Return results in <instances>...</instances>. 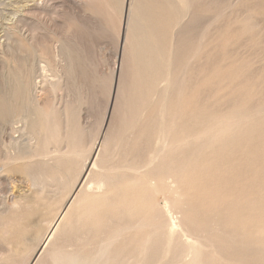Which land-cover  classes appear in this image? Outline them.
<instances>
[{
    "label": "rangeland",
    "instance_id": "obj_1",
    "mask_svg": "<svg viewBox=\"0 0 264 264\" xmlns=\"http://www.w3.org/2000/svg\"><path fill=\"white\" fill-rule=\"evenodd\" d=\"M226 2L201 0V27L193 18L180 36L177 26L169 29L159 72L144 76L125 63V85L114 94L111 75L121 76L125 60L118 49L123 11L115 12L106 0H0L1 58L7 56L10 67L11 56H21L18 46L35 56L40 49L48 55L51 43L60 44L66 50L61 93L68 94L60 108L72 110V141L95 139L91 159L108 165L102 170L106 189L98 194L79 193L84 177L67 192L59 189L55 169L42 190L30 184L33 169L0 175L1 197L12 191L30 201L22 199L20 209L1 219L0 253L9 259L4 264H55L39 254L40 247L25 253L19 248L40 221L57 212L55 231L64 239L84 234L82 243L91 245L79 255L94 259L92 264H108L110 258L115 259L109 264L135 258L140 264H264V0H228L234 5L230 11H213ZM22 6L30 14L17 22ZM80 11L91 21L81 22ZM31 30L34 44L26 41ZM80 40L87 48L77 44ZM178 40L189 47L183 64L173 63L174 53L172 62L167 60ZM100 47L108 78L104 89L97 79ZM69 48L75 59L69 58ZM176 64V85L170 89L166 68ZM5 74L0 71V85L1 80L6 85ZM71 96L74 102L67 105ZM60 128L63 147L67 138ZM101 138L106 154L99 148ZM150 155L167 158L172 167L183 165L182 179L166 186L159 181L162 170L125 167L141 165ZM90 163V171L98 169ZM144 193L158 205L153 213L135 206L133 197ZM165 224L176 229L169 233ZM186 239L197 243L191 246ZM109 241L110 253L92 250Z\"/></svg>",
    "mask_w": 264,
    "mask_h": 264
},
{
    "label": "bare ground",
    "instance_id": "obj_2",
    "mask_svg": "<svg viewBox=\"0 0 264 264\" xmlns=\"http://www.w3.org/2000/svg\"><path fill=\"white\" fill-rule=\"evenodd\" d=\"M106 2L115 12L121 11L122 13L123 11L122 20H124L123 40L122 43L118 44V49L121 55L123 54L125 57V60L123 67H121V76L118 74L115 79V75L113 73L111 75L114 81V94H118L123 85H125L126 69L124 67H126V64L131 70L138 68L140 70L139 73H142L144 76H148L149 74V76H153L157 70L159 72L161 64L164 62L162 58L166 49L165 41L169 29L177 26L176 32L180 36L183 30L189 28L188 25L193 21V18L196 21V25L201 27L200 16H198L201 13V0H124V3H127V6L124 8L122 7L123 0H106ZM70 3H72V6L80 9V6L78 4L75 5V2L70 1ZM231 5V2L227 0L225 4H216L212 9L217 14H222L228 12L230 7L234 6ZM82 12H79L81 14L79 15L80 21L83 23L91 21ZM84 12L86 13L85 10ZM29 14V8L22 6L17 22L22 21L23 17ZM209 25H211V22L206 24V26ZM35 35L34 30H31L28 33L26 41L29 44H34ZM80 41L77 44L82 45L81 48L83 46L87 48L84 44L86 42ZM59 45L55 42L51 43L48 55L45 53V50L40 49L38 51L39 54L35 56H30V53L23 46H18L17 51L21 56H11L13 62L10 67L9 58L7 56L1 58L0 56V71L6 73L5 77L9 76L6 82L7 86L2 80V85H0V175L15 171L28 174V168L33 169L34 175H30V184L42 190L46 182L49 181L48 178L52 179L51 170L55 169L60 179L59 189L67 192L68 187H75L80 182V179L84 177L81 181L82 184H80L79 190L81 191L79 193L98 194L106 189L102 170L108 167V165L101 164L97 159H91V150L94 147L95 139L82 140L78 143L74 142V139L72 141L76 125V122L73 121V114L70 112L72 110L67 109L66 105L64 109L60 108L61 101L68 100V94L63 98V93H61L63 89H61V86L64 82L63 77L66 70V67L61 66V61L64 58L63 55L66 50H63V47H59ZM74 49L69 48L70 59H75ZM196 49L198 51L197 47ZM99 51V61L101 62L99 63L100 68L97 79L101 89H104L108 78L107 75L103 74L106 73L104 72L105 68L103 69L104 64H102V61H104L103 47H100ZM173 53L175 57L177 55V60L175 59L173 63L175 64L178 61L183 64L189 56V47L182 40H178L175 52L172 50V54L170 52V56L167 58L170 62H172ZM150 66H153L152 70H150ZM177 68L178 64L174 65V67L168 66L166 68L172 76L169 80L170 89L176 85L174 74ZM176 95L179 96V93H176ZM73 102L74 99L71 96L67 105ZM62 115H64V120L61 118ZM62 126L64 127L63 138H67V144L63 147L58 144L60 138H62L60 131V127ZM102 144L104 145L103 139L100 141L99 148H102ZM106 150L107 147L103 146L102 152L106 154ZM81 156H83V160L78 161V158ZM160 156L157 158L150 155L141 165H126L125 167L129 171L137 172L142 167L150 168L153 171L162 170L159 181L166 186L170 182L182 179L183 165L172 167L170 165L171 161L165 157H163V161H160L162 159ZM90 160L97 166V170L90 171L88 169ZM35 166L38 168H34ZM62 171H64V175L60 174ZM96 175L99 177H95ZM63 177H65L64 181ZM150 185L155 189L158 186L156 182H150ZM71 195L68 199L71 198ZM22 199H26L27 203L30 202L26 195L14 194L12 191L4 197L0 196L1 227L4 226L1 222L3 216L9 211L20 209ZM133 200L135 201L136 208H147L151 213L158 207L157 202V206L155 207V202H153L154 197L149 193L137 194L133 197ZM57 215L58 212L51 220L43 224L40 221L37 225L38 231L23 239H26V242L19 248L20 251L25 253L29 249L36 250L40 247L39 254L41 256L46 255L55 264H92L89 261H93L94 259L79 255L87 244L91 245V242L82 243L84 234L79 236L73 235L74 237L71 239H64L62 235L58 234V231H55L56 228L53 223ZM165 227L169 233L176 229L173 224H165ZM45 234H48V238L46 236L47 239L46 241L44 240L45 242L41 246V241ZM62 237L63 240H61ZM187 242L191 246L197 243L196 241L186 239ZM109 246L110 241L107 244L93 245L92 250L95 251L101 248L110 253ZM4 255L6 254L0 253V261L2 262L0 264L9 261ZM59 257H61V260H58ZM113 259L115 258L108 259L107 263H111ZM32 264L37 263L32 262ZM129 264H140V261L135 258Z\"/></svg>",
    "mask_w": 264,
    "mask_h": 264
}]
</instances>
